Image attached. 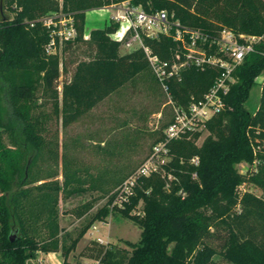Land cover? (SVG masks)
<instances>
[{"label": "trees", "instance_id": "obj_1", "mask_svg": "<svg viewBox=\"0 0 264 264\" xmlns=\"http://www.w3.org/2000/svg\"><path fill=\"white\" fill-rule=\"evenodd\" d=\"M111 2L0 0V264H28L38 252H60L63 264H80L69 262V255L95 222H106L109 205L119 196L116 189L124 178L93 179L66 167L60 183L36 168L45 143L42 133L51 120L43 112L34 114L41 107L37 103L39 90L64 128L110 93L150 71L142 50L120 54V43L111 38L118 24L95 29L86 38V11ZM131 3L148 13L166 10L193 28L211 32L228 28L236 34L264 35V0ZM60 10L73 15L77 29L76 38L63 45L62 57L46 53L50 37L42 22ZM144 43L164 59L175 47L173 39L165 35L144 38ZM261 52L264 41L236 70L237 82L225 98L226 111L205 123L212 138L201 147L196 144L200 132L169 141L166 148L171 160L165 171L161 168L160 173L138 177L132 194L114 206L140 229V239L136 243L125 241L126 246L90 240L79 258L99 264H264V195L237 193L242 176L235 169L240 161L253 159L249 129H264V80L258 110L252 114L244 106L264 72ZM217 74L215 69L185 71L181 81L171 85L175 101L185 103L190 95L201 97ZM2 133L9 135L15 150L3 144ZM164 140L162 133L156 142ZM194 157L200 160L197 165L191 163ZM12 186L15 190L11 193ZM86 191L113 192L72 236L60 225L59 200ZM96 201L74 208L71 214L84 218ZM140 202L142 215L133 213Z\"/></svg>", "mask_w": 264, "mask_h": 264}, {"label": "rangeland", "instance_id": "obj_2", "mask_svg": "<svg viewBox=\"0 0 264 264\" xmlns=\"http://www.w3.org/2000/svg\"><path fill=\"white\" fill-rule=\"evenodd\" d=\"M59 1L62 3V0ZM7 14L13 16L11 12ZM110 15V11L100 7L87 10L84 26L86 38H89L91 31L110 25ZM119 52L125 54L127 50L120 46ZM58 56L62 57V53ZM71 70L73 71V67ZM150 72L145 71L110 93L93 109L81 114L75 122L64 128L61 122L53 117L48 98L46 99L39 90L37 103L41 107L34 114L39 115L43 112L51 116V120L47 123L48 130L42 133L45 143L36 164L41 174L49 176L50 180H58L62 183L63 171L66 167H70L72 172L81 173L83 177L102 178L107 181L124 178L123 182L128 183L133 174L145 164H148L150 168L158 167L165 171L171 159L166 156L152 158L153 147L158 143L156 140L163 133L164 126L170 121L171 113L160 86ZM69 76L70 74L62 76L60 80H65ZM263 80L264 72L256 79L244 104L252 114L260 105ZM249 130L248 138L253 159L252 161L242 160L235 165L236 172L242 176V183L238 185L236 191L237 193L249 191L263 196L264 136L262 134L264 129L257 126ZM210 138H212L211 133L205 126L202 127L196 142L197 146L201 147ZM1 139L5 146L12 150L16 149L7 133H2ZM26 158L29 159L30 156L27 155ZM120 184L117 189L115 188L116 190L122 186ZM14 190L15 187L12 186L10 192ZM113 191L107 195H102L100 191H86L69 199L60 198L58 211L61 227H65L72 236H76L79 229L108 202ZM93 199L97 201L89 215L77 219L71 214L74 208ZM117 203L115 200L109 205L110 214L107 218H110L112 225L106 222H95L94 225L98 228L91 229V233L80 241L78 249L83 247L85 239L96 237L109 241L119 240L118 244L122 246H126L125 240L136 243L140 239V229L120 215L114 207ZM133 213L143 214V202L138 204ZM28 264L32 263L28 262Z\"/></svg>", "mask_w": 264, "mask_h": 264}, {"label": "built area", "instance_id": "obj_3", "mask_svg": "<svg viewBox=\"0 0 264 264\" xmlns=\"http://www.w3.org/2000/svg\"><path fill=\"white\" fill-rule=\"evenodd\" d=\"M103 10L110 11L111 23L118 24L111 38L120 43L128 52L142 50L149 69L165 96L170 107L171 118L163 130L165 140L153 147V157L166 156V144L171 140L200 132L205 123L226 111L225 101L231 86L237 82L236 70L243 64L250 53L257 52V46L264 41V35L254 36L244 33L236 34L233 30L223 28L211 32L184 25L173 13L166 10L148 13L143 8L132 5L131 0H122L104 5ZM50 40L45 46L48 55H60L63 45L77 36L74 17L61 10L45 16L42 20ZM165 35L173 39L174 49L170 57L161 58L145 45L144 38L158 39ZM264 56V52H261ZM204 71L215 69L218 74L212 86L201 97L190 95L187 102H176L171 85L180 82L182 75L189 69ZM198 157L191 162L198 164ZM158 167L143 165L128 183L119 188L116 201L126 200L132 194L135 180L140 176L160 173ZM171 178V176H169Z\"/></svg>", "mask_w": 264, "mask_h": 264}, {"label": "crops", "instance_id": "obj_4", "mask_svg": "<svg viewBox=\"0 0 264 264\" xmlns=\"http://www.w3.org/2000/svg\"><path fill=\"white\" fill-rule=\"evenodd\" d=\"M111 222L112 221L110 220V218H107L106 223L112 225ZM92 228L93 229L95 228L94 230H96L98 228V226L94 225ZM91 229H89V231L85 234V236L88 235L89 233H91ZM84 237L82 239H84ZM85 240H86V242H85V244L83 245V247L81 249H78V246H79V243H80V241H79V243H78V245L76 247V250L73 251L68 257V261L69 262H71V263L79 262L80 264H99L97 261L92 260V259L79 258L80 252L82 251V249L87 245V243L90 240H98V241H100L101 243H104V244L105 243H114V244L119 243V240L118 241H109V240L103 239L102 237H96V238L85 239ZM125 241H127V240H125ZM63 261H64V259H63V257H62L60 252H50V253L38 252L36 254V257L34 259H31L29 262H31L32 264H37V263L38 264H63Z\"/></svg>", "mask_w": 264, "mask_h": 264}]
</instances>
